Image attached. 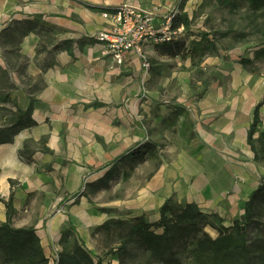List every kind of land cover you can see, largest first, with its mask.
Listing matches in <instances>:
<instances>
[{"label": "rangeland", "instance_id": "1", "mask_svg": "<svg viewBox=\"0 0 264 264\" xmlns=\"http://www.w3.org/2000/svg\"><path fill=\"white\" fill-rule=\"evenodd\" d=\"M108 1L97 3L101 17V8L122 4L153 12L156 25L171 13L187 14L191 26L181 41H187L195 56L187 60L162 57L150 43L145 46L150 62L148 72L141 68L138 56L125 58L117 80L118 97H111V105L96 101L88 104V111H80L88 121L99 124L105 140V134L112 131V142L104 148V159L96 160L94 165L66 161L62 165L65 170L71 168L74 171L71 174L47 167L38 173L41 190L31 195L35 204L32 222L59 215V209L66 213L60 233L42 237L50 264L55 263L62 251L60 239L68 230H72L96 261L119 264L117 255L109 251L114 245L95 230L111 218L126 219L129 212H143L149 221H154L160 211V196L152 189L146 196L143 189L148 183H155L153 178L160 167L191 166L193 173L188 174L195 175V179L207 175L206 183L213 181L216 191L220 189L219 181H223L222 188L226 191L213 207L227 226L243 215L248 195L264 183V165L254 160L246 141L254 108L264 97V56L255 54L263 47L260 30L264 18L252 14L242 1L235 7L222 6L217 0H110L111 4ZM107 29L104 23L102 31ZM3 32L0 65L9 68L16 85L10 89L9 106L13 102L25 106L28 93L36 92L40 83L24 73L29 59L21 54L18 41L10 42L2 37ZM241 60L252 63L242 64ZM205 87L208 90L201 97ZM92 104L94 107H90ZM76 110L77 107L72 108L71 116ZM175 114H183L185 118L195 115L196 120L185 130L175 122L178 118ZM225 116H230V121ZM261 120L256 138L264 136V106ZM145 144L156 146L153 155L126 160ZM170 198L185 203L179 202L176 194ZM212 202L210 199L205 204L211 206ZM206 231L217 236L209 228Z\"/></svg>", "mask_w": 264, "mask_h": 264}, {"label": "crops", "instance_id": "2", "mask_svg": "<svg viewBox=\"0 0 264 264\" xmlns=\"http://www.w3.org/2000/svg\"><path fill=\"white\" fill-rule=\"evenodd\" d=\"M98 2L100 0H0V33L4 30L10 32L11 29L17 32L29 30L20 43V52L29 59L26 74L38 80L41 86V90L34 93L33 117L37 125L22 131L15 137L13 143L0 146V197L8 201L13 194L14 227L34 226L41 241L43 236L60 233L66 223V213L65 210L59 209V215L56 214L48 220H40L38 223L32 222L35 204L31 195L41 190L39 183L42 180L39 179L38 173L45 171V167L53 171L65 170L62 162L66 161H82L85 162V166L94 165L96 160L104 159L106 155L104 148L106 149L112 142V131L105 134V140L99 124L93 120L88 121L80 112L88 111V104L96 101L111 105L113 101L111 97L113 95L118 97L117 80L120 68L124 67V64L117 65L112 58L104 55L103 45L92 39L93 35L104 29V23L106 27L108 26L97 10L100 8L97 7ZM107 3L112 2L109 0ZM45 27L55 30L57 41L71 43L67 50H62L55 56L52 67L42 71V67L36 63V50L40 42L36 32ZM47 55L40 57L39 61L42 63V58ZM132 56L136 55L127 57ZM113 86L115 90H108ZM26 103L25 98L24 105ZM73 107H77V110L75 115L71 116ZM224 119L230 121L231 117L225 116ZM194 120L195 115L185 118L180 114L175 122L188 130ZM45 136H48L46 146L53 154H45L38 150L34 153L32 163L24 162L19 154L24 143L28 140L38 142ZM59 161L62 166L58 164ZM118 166L117 163L116 167ZM193 169L191 166L185 169L160 167L153 178L155 183H148L143 191L147 196L152 189L160 196L159 209L166 199L176 194L179 202L183 200L185 203H195L204 212L219 214L213 206L222 199L226 191L222 188L223 181H219L220 189L216 191L213 181L208 179L210 182L206 183L207 175H203L204 178L198 176V179H195L193 174L190 176L188 173L189 171L193 173ZM65 171L64 174L74 172L71 168ZM12 181L15 183L11 184ZM228 185L226 184L227 187ZM210 199H213L212 205L207 206L205 203ZM144 214L129 212L126 219ZM156 216L151 222L160 218L159 211ZM6 221V205L0 202V223Z\"/></svg>", "mask_w": 264, "mask_h": 264}, {"label": "trees", "instance_id": "3", "mask_svg": "<svg viewBox=\"0 0 264 264\" xmlns=\"http://www.w3.org/2000/svg\"><path fill=\"white\" fill-rule=\"evenodd\" d=\"M240 1L246 3L252 14L264 18V0H217L225 7H235ZM261 24L263 47L255 53L256 56H264V20ZM181 26H184L186 31L176 40L154 44L160 56L169 59L180 57L182 60L194 58L195 55L187 41H181L187 36L191 19L185 13H174L173 27ZM16 33L17 31L13 29L10 32L4 30L2 37L13 43L18 41L19 45L29 30H21L20 35ZM36 33L40 37L36 63L45 71L54 65L55 56L60 51L68 49L71 41H57L55 30L50 27L42 28ZM5 43L7 44L6 41ZM18 49L15 50L19 51ZM45 54L48 55L41 63L39 59ZM241 63L252 62L241 60ZM27 65L28 62L23 68L24 73ZM15 86L9 68L0 65V146L13 143L15 137L22 131L37 125L33 117L35 92L28 93L26 106L16 102L9 106L12 102L10 89H14ZM39 90L41 86L37 91ZM207 90L205 87L200 94L201 97ZM93 105L90 107H94ZM263 106L264 97L254 108L246 141L254 154V160L264 165V136L256 138L262 122ZM47 143L48 136L42 137L38 142L26 141L19 153L21 159L30 164L38 150L45 154H53L46 146ZM155 147L153 144H145L126 160L135 161L142 156L153 155ZM108 183L109 181H106V184ZM0 202L4 203L7 209V221L0 223V264H50L35 227H14L13 194L8 201L0 197ZM159 213L160 218L155 222L149 221L144 215L129 219L111 218L98 226L95 232L104 234L107 242L114 245L109 251L117 255L119 264H264V183L248 195L243 215L229 226L217 213L204 212L195 203H178L172 198L161 206ZM208 228L217 236H211L206 231ZM60 245L62 251L54 264H103L101 259L96 261L93 258L72 230L63 233Z\"/></svg>", "mask_w": 264, "mask_h": 264}, {"label": "built area", "instance_id": "4", "mask_svg": "<svg viewBox=\"0 0 264 264\" xmlns=\"http://www.w3.org/2000/svg\"><path fill=\"white\" fill-rule=\"evenodd\" d=\"M102 17L108 29L96 34L94 39L103 45V54L112 58L117 65H123L128 55H136L141 59L142 69L146 72L150 69V62L145 46L172 42L186 31L184 26L173 27L174 13L156 25L153 12L130 4L103 11Z\"/></svg>", "mask_w": 264, "mask_h": 264}]
</instances>
